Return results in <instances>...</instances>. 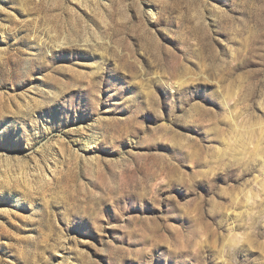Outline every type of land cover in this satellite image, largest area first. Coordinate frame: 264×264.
Segmentation results:
<instances>
[{
    "label": "rangeland",
    "instance_id": "rangeland-1",
    "mask_svg": "<svg viewBox=\"0 0 264 264\" xmlns=\"http://www.w3.org/2000/svg\"><path fill=\"white\" fill-rule=\"evenodd\" d=\"M0 264H264V0H0Z\"/></svg>",
    "mask_w": 264,
    "mask_h": 264
}]
</instances>
